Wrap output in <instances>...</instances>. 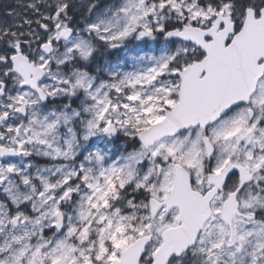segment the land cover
<instances>
[{"label":"snow or ice","instance_id":"obj_1","mask_svg":"<svg viewBox=\"0 0 264 264\" xmlns=\"http://www.w3.org/2000/svg\"><path fill=\"white\" fill-rule=\"evenodd\" d=\"M0 264H264V0H0Z\"/></svg>","mask_w":264,"mask_h":264}]
</instances>
